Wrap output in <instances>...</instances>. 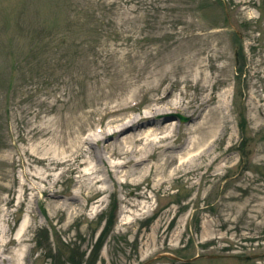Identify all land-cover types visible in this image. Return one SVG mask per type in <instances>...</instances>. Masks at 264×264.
Wrapping results in <instances>:
<instances>
[{"label":"rangeland","instance_id":"obj_1","mask_svg":"<svg viewBox=\"0 0 264 264\" xmlns=\"http://www.w3.org/2000/svg\"><path fill=\"white\" fill-rule=\"evenodd\" d=\"M157 83L179 109L69 169ZM0 264H264V0H0Z\"/></svg>","mask_w":264,"mask_h":264},{"label":"bare ground","instance_id":"obj_2","mask_svg":"<svg viewBox=\"0 0 264 264\" xmlns=\"http://www.w3.org/2000/svg\"><path fill=\"white\" fill-rule=\"evenodd\" d=\"M163 77L162 79H165ZM163 83V81H162ZM162 83H157L155 90L149 89L148 92H150L152 95H150V102L151 105L149 106L148 110L130 115L128 118L126 117H117L108 123H104L103 121H100V124L103 126L101 127L100 132L96 130V124L95 126L90 129L88 133L87 130H84L81 135L79 136V144L74 149H71V157L69 159V169L70 170H76L79 165H89L88 171H84L83 176L84 179H86V176L89 178L95 177V181H101V176L99 175L102 170H108V173L110 174V167L107 164V160L105 158L104 154V148L109 147L110 143H103L102 139L109 138L115 135H118L122 130L129 128V127H136L140 125L142 122H148L151 119H154V116L157 115V113H163L168 108L171 109H179V105L175 101H170V96L172 95L171 88L168 86H162ZM175 83V82H172ZM145 91V90H144ZM146 93V91H145ZM209 96V95H208ZM206 96L205 99H201L198 102H186L185 109H190L192 115L200 116L202 113V108H205L208 104V102L212 99L211 96ZM202 107V108H201ZM129 108L128 102H124L121 104H113V105H106L104 109V115H115L119 112L124 111L125 109ZM160 133H152L154 135L152 138L149 136L148 140L151 139L152 149L147 152L148 156H152L154 153H156L159 149H167L170 145L169 143L173 141L174 135L172 134H163V129L158 128ZM141 138L138 140V142H141ZM93 143L97 144V148L95 150H91L90 146H92ZM140 149L138 146L133 143L130 148L125 149L121 152L124 157L125 161L123 162L122 166L128 165L134 157L139 153ZM87 153H90L91 157L88 159V157H85ZM164 153V151L162 152ZM170 153V152H169ZM168 152L165 153V156L169 155ZM51 162V161H50ZM59 164V163H57ZM98 177V179L96 178ZM47 190H51L50 187H47Z\"/></svg>","mask_w":264,"mask_h":264}]
</instances>
